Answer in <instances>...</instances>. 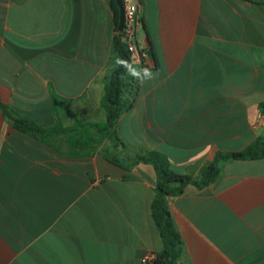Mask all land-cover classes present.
I'll use <instances>...</instances> for the list:
<instances>
[{"label": "crops", "instance_id": "obj_1", "mask_svg": "<svg viewBox=\"0 0 264 264\" xmlns=\"http://www.w3.org/2000/svg\"><path fill=\"white\" fill-rule=\"evenodd\" d=\"M142 5L134 65L159 76L136 81L132 109L99 140L111 0H0V100L50 131L35 139L0 109V264H154L156 171L135 158L158 152L199 182L218 152L264 138V4ZM168 208L180 264H264V158L224 163Z\"/></svg>", "mask_w": 264, "mask_h": 264}, {"label": "trees", "instance_id": "obj_2", "mask_svg": "<svg viewBox=\"0 0 264 264\" xmlns=\"http://www.w3.org/2000/svg\"><path fill=\"white\" fill-rule=\"evenodd\" d=\"M254 4L263 5L264 0H246ZM114 11L116 33L112 42V59L117 57L128 59L133 64L135 57L125 41L123 31H119L120 9L116 0H111ZM137 96L136 81L125 73L124 68L117 65L113 69L105 88L102 108L106 114L105 124H89L101 134L102 140L113 138L116 125L120 117L130 111ZM0 109L12 121L13 126L29 136L47 142L50 131L37 125L29 118L15 115L13 110L0 100ZM85 126V124H84ZM66 131V130H64ZM264 158V138L258 139L254 144L242 152H218L213 162L203 171V179L194 181L189 175L175 172L168 159L155 151L147 152L135 158L132 166L138 164L153 165L156 171V197L152 205L153 217L159 229L164 247L156 255L154 264H180L182 253V240L178 234L171 212L168 208V198L182 195L185 188L194 184L199 188L216 182L222 172V165L228 161L262 159ZM114 162L118 163L116 160Z\"/></svg>", "mask_w": 264, "mask_h": 264}, {"label": "built area", "instance_id": "obj_3", "mask_svg": "<svg viewBox=\"0 0 264 264\" xmlns=\"http://www.w3.org/2000/svg\"><path fill=\"white\" fill-rule=\"evenodd\" d=\"M125 10L124 36L127 45L133 54H138V48L135 43L136 28L140 24L142 13V0H122ZM156 258V257H155ZM154 258V260H155Z\"/></svg>", "mask_w": 264, "mask_h": 264}, {"label": "clouds", "instance_id": "obj_4", "mask_svg": "<svg viewBox=\"0 0 264 264\" xmlns=\"http://www.w3.org/2000/svg\"><path fill=\"white\" fill-rule=\"evenodd\" d=\"M115 64L124 68L125 73L140 84L154 80L159 76V72H153L151 67H137L128 59L122 57H117Z\"/></svg>", "mask_w": 264, "mask_h": 264}, {"label": "water", "instance_id": "obj_5", "mask_svg": "<svg viewBox=\"0 0 264 264\" xmlns=\"http://www.w3.org/2000/svg\"><path fill=\"white\" fill-rule=\"evenodd\" d=\"M119 9H120V19H119V26L118 29L119 31H123L125 27V10H124V5L122 0H116Z\"/></svg>", "mask_w": 264, "mask_h": 264}, {"label": "rangeland", "instance_id": "obj_6", "mask_svg": "<svg viewBox=\"0 0 264 264\" xmlns=\"http://www.w3.org/2000/svg\"><path fill=\"white\" fill-rule=\"evenodd\" d=\"M102 139V137H99V140H101Z\"/></svg>", "mask_w": 264, "mask_h": 264}]
</instances>
